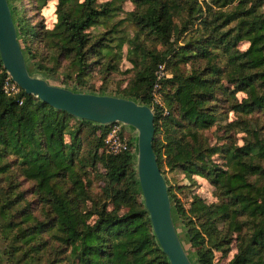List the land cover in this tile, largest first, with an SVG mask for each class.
I'll return each mask as SVG.
<instances>
[{"label": "trees", "instance_id": "16d2710c", "mask_svg": "<svg viewBox=\"0 0 264 264\" xmlns=\"http://www.w3.org/2000/svg\"><path fill=\"white\" fill-rule=\"evenodd\" d=\"M8 1L23 54L24 47L37 69L49 72L66 59L78 85L113 52L116 24L97 34L89 28L107 25L115 0H56L50 27L39 18L48 0ZM131 1L136 57L117 92L152 107L153 149L195 250L191 260L214 264L215 252L234 239L225 264H264V0ZM159 63L168 74L157 80ZM7 76L0 58V264H171L144 205L133 136L123 128L127 146L108 150L110 123L76 117L20 87L8 92ZM213 125L223 140L211 144L203 131ZM237 130L240 144L232 140ZM165 168L206 177L217 200L195 193L186 208Z\"/></svg>", "mask_w": 264, "mask_h": 264}, {"label": "water", "instance_id": "95a60500", "mask_svg": "<svg viewBox=\"0 0 264 264\" xmlns=\"http://www.w3.org/2000/svg\"><path fill=\"white\" fill-rule=\"evenodd\" d=\"M0 58L8 75L25 92L76 117L99 124L120 121L135 131L137 177L155 237L171 264H194L176 228L166 180L153 149L152 107L125 96L80 91L54 84L31 73L8 0H0Z\"/></svg>", "mask_w": 264, "mask_h": 264}, {"label": "rangeland", "instance_id": "374dc122", "mask_svg": "<svg viewBox=\"0 0 264 264\" xmlns=\"http://www.w3.org/2000/svg\"><path fill=\"white\" fill-rule=\"evenodd\" d=\"M103 1L105 0H97L98 4L102 3ZM200 1H202V3L204 4V0ZM207 1L209 3H213L212 0ZM55 2L56 0H48L46 5L42 7V12H40L41 14L39 15V18H44L47 27L52 26L55 19V15H53L52 10ZM114 5H116L117 9L114 12L113 16L107 21L106 26L105 24H97L89 28L92 33L97 34L99 32H104L107 27H110L112 24H116L115 27H117V29L116 31L112 32L116 38L110 42L113 45V52L106 54L101 64H95L92 67L91 71L84 76L83 82L81 84H76L74 80L75 73L71 71V69L69 70V72H65L67 71V68L63 66V63L66 59L62 60V64L58 63L57 66H54L53 69H50L49 72H46L45 70H40L34 67L32 60H30V57L26 52V49L23 47L26 62L28 64L30 72L42 76L54 84L62 85L69 88L73 87L80 91H89L96 93L101 92L117 95L122 94L118 93L117 90L126 86L128 80L132 77L134 69L133 65L135 63L136 57V52L130 51V49L133 48V44L129 41L131 36L135 33L136 28V26L132 23L133 19L130 15L131 11L136 9V5L131 0H115ZM32 12L33 10L28 11V13ZM184 17V11H182L180 14H175V19L178 24L182 23ZM119 38L123 39V42L120 47L117 44L119 42ZM148 42L152 45L156 44V47H160V44L155 43L153 40H149ZM22 46H24L23 43ZM246 46L247 42H240L238 44V47L240 48H245ZM36 49L39 50L38 52H36L37 56V54L42 50V48L41 46H38V48ZM111 54H113V58L110 61ZM45 61L49 65V67L55 63V61L51 57H48ZM108 63L113 64V69L106 68ZM183 67L188 70L190 69V67H192V63L186 62ZM237 94L240 96L242 93L238 92ZM234 117L235 115L230 112L228 119H232ZM261 120L264 121V116H261ZM71 121L73 126L78 124V122H76L77 120L72 119ZM225 121L226 120H223L222 122ZM126 131L128 132V135L134 136L135 134V131L132 128H128L126 129ZM222 131L223 130L221 127L215 128V125H213L203 132L205 135H207L209 143L212 144L215 142H221L223 140L222 138L218 139V136L221 135ZM84 134H86V132ZM242 135L243 132L237 130L234 134V137L232 138L233 142L235 144H240L242 142ZM91 139V135L87 136V139L84 140L83 148L86 146V141ZM212 158L216 162L223 161L222 157L218 154L212 155ZM165 175L167 176L170 184L172 185V189L175 192L176 196L181 200V202L185 205L186 208L189 207L191 196L195 193L200 195L206 202H212L217 200L213 184H211L210 181L204 176H200L197 174L188 176L185 175V173L182 171H170L167 168H165ZM173 213L175 225L183 241L184 247L190 258L194 261L196 258L195 250L190 246L188 240L185 237V228L179 216L176 214L175 211ZM235 251L236 242L233 239L225 253H223L222 251L215 252L214 264H225L233 256Z\"/></svg>", "mask_w": 264, "mask_h": 264}, {"label": "built area", "instance_id": "2783aa9c", "mask_svg": "<svg viewBox=\"0 0 264 264\" xmlns=\"http://www.w3.org/2000/svg\"><path fill=\"white\" fill-rule=\"evenodd\" d=\"M156 79H160L163 76L167 75V71L165 69L164 63H159L155 69ZM8 75L4 82V88L6 91H16L18 90L19 86L11 79ZM159 87V83L155 82L154 84V99L160 101L159 94L157 92V88ZM128 129L129 127L124 125L120 121H114L110 125V129L108 131V135L106 138L107 149L111 151H117L121 148H125L127 146L126 137L121 135L122 129ZM134 137V136H133Z\"/></svg>", "mask_w": 264, "mask_h": 264}]
</instances>
